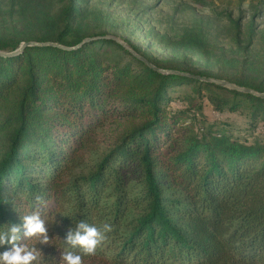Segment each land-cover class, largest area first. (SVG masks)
Wrapping results in <instances>:
<instances>
[{"label": "trees", "instance_id": "obj_1", "mask_svg": "<svg viewBox=\"0 0 264 264\" xmlns=\"http://www.w3.org/2000/svg\"><path fill=\"white\" fill-rule=\"evenodd\" d=\"M86 3L12 0L18 9L0 20L3 51L96 38L0 56V230L18 227L41 264H62L78 221L111 229L94 254L72 249L82 263L264 264V98L154 70L117 35L86 30ZM127 45L160 68L264 92L263 81L163 64ZM183 84L189 103L175 108ZM204 96L246 125L206 121ZM31 215L47 243L23 236Z\"/></svg>", "mask_w": 264, "mask_h": 264}, {"label": "rangeland", "instance_id": "obj_2", "mask_svg": "<svg viewBox=\"0 0 264 264\" xmlns=\"http://www.w3.org/2000/svg\"><path fill=\"white\" fill-rule=\"evenodd\" d=\"M17 9L0 0V20ZM84 10L86 30L115 34L163 64L264 82V0H87ZM176 89L172 104L184 107L189 100L178 95L191 94V84ZM201 102L206 121L247 123L238 113L219 112L206 96Z\"/></svg>", "mask_w": 264, "mask_h": 264}, {"label": "clouds", "instance_id": "obj_3", "mask_svg": "<svg viewBox=\"0 0 264 264\" xmlns=\"http://www.w3.org/2000/svg\"><path fill=\"white\" fill-rule=\"evenodd\" d=\"M23 220V227L26 229L23 233L25 239L34 237L40 243L49 241L38 215L25 216ZM110 230L107 224L101 229L87 222L78 221L75 232H70L67 237L69 247H65L63 242L65 250L62 252V264H82L81 255L73 252L72 249L79 246L84 254H94L97 246L105 239L104 234ZM18 231V227L15 226L11 228V234L0 230V247L11 245L10 250L0 252V264H32V262L41 264V251L35 245L22 243L21 237L17 235Z\"/></svg>", "mask_w": 264, "mask_h": 264}, {"label": "water", "instance_id": "obj_4", "mask_svg": "<svg viewBox=\"0 0 264 264\" xmlns=\"http://www.w3.org/2000/svg\"><path fill=\"white\" fill-rule=\"evenodd\" d=\"M113 38L115 40H117L118 42H120L121 44H123L124 46H126L128 49H130L140 59L145 61L148 66H150L151 68H153L154 70H156L158 72L178 74V75L186 76V77H189V78H194V79H198V80L214 83V84H217V85H220V86H223V87H227V88H230V89H236V90H239V91H242V92L254 94L256 96H260V97L264 98V92H259V91H256L255 89H252V88H249V87L239 86V85H237L235 83H232V82H230V81H228L226 79H220V78L208 77V76H201V75H196V74H192V73H189V72H183V71H178V70L160 68V67L154 65L153 63L149 62L148 60H146L144 57L138 55L131 47H129L126 43L121 41L118 37H113ZM93 39H96V38H86L79 45L74 46V47H66L64 45H61V44L55 43V42L25 41V42L21 43V45L17 49H15L13 51L0 50V56L8 57V56H14V55L20 54L21 52H23L29 46L53 45V46H58V47H62V48H67V49H75V48H78L81 45H83V44H85V43H87V42H89V41H91Z\"/></svg>", "mask_w": 264, "mask_h": 264}]
</instances>
